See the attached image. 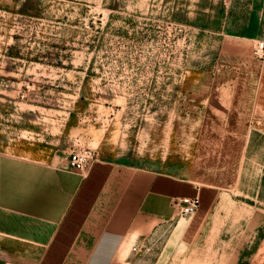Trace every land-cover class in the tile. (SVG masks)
I'll return each mask as SVG.
<instances>
[{"label":"rangeland","instance_id":"1","mask_svg":"<svg viewBox=\"0 0 264 264\" xmlns=\"http://www.w3.org/2000/svg\"><path fill=\"white\" fill-rule=\"evenodd\" d=\"M261 41L264 0H0V152L231 187L264 133Z\"/></svg>","mask_w":264,"mask_h":264},{"label":"crops","instance_id":"2","mask_svg":"<svg viewBox=\"0 0 264 264\" xmlns=\"http://www.w3.org/2000/svg\"><path fill=\"white\" fill-rule=\"evenodd\" d=\"M251 104L264 117V88ZM248 137L231 187L102 159L83 172L70 151L0 152V264H264V133ZM195 195L197 213L181 214L177 198Z\"/></svg>","mask_w":264,"mask_h":264},{"label":"built area","instance_id":"3","mask_svg":"<svg viewBox=\"0 0 264 264\" xmlns=\"http://www.w3.org/2000/svg\"><path fill=\"white\" fill-rule=\"evenodd\" d=\"M264 48V42L261 41L258 49ZM97 152L90 147H78L70 152V164L73 168L80 171L89 170L96 161H98ZM181 214L185 216H193L197 213L200 206L199 195L180 196L177 198ZM10 264V263H7Z\"/></svg>","mask_w":264,"mask_h":264}]
</instances>
